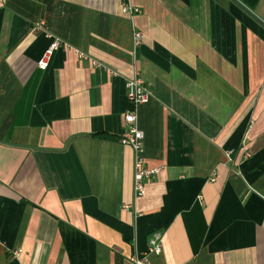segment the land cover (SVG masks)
Wrapping results in <instances>:
<instances>
[{"label":"crops","instance_id":"1","mask_svg":"<svg viewBox=\"0 0 264 264\" xmlns=\"http://www.w3.org/2000/svg\"><path fill=\"white\" fill-rule=\"evenodd\" d=\"M155 233L149 264H264V26L234 0H0V264H132Z\"/></svg>","mask_w":264,"mask_h":264},{"label":"built area","instance_id":"2","mask_svg":"<svg viewBox=\"0 0 264 264\" xmlns=\"http://www.w3.org/2000/svg\"><path fill=\"white\" fill-rule=\"evenodd\" d=\"M123 10L132 13L140 10L139 6H135L129 4L127 2L123 3ZM44 22L38 21L37 26H41ZM45 33L50 37V42L48 46L44 48V51L41 57L38 60V66L40 68H44L50 58L52 50L57 48V46L61 42V38L57 35L52 34L44 27ZM142 38L141 30L137 29L133 33V40L135 44ZM126 94L128 99L131 101L132 109H127L125 114L123 115L125 131L119 136V140L122 144H129L132 147L133 151V194L134 197L143 195L145 181L149 178L155 171L156 168H150L146 166L143 162V130L139 128L136 124V107L140 102H145L149 100V92L146 89L145 81L143 77L139 75H133L132 77H128L126 80ZM148 248L146 251L138 252L133 251L130 256V260L132 264H149V254L151 252L159 253L162 247V242L160 239V233H155L148 240ZM14 254H17V251H14Z\"/></svg>","mask_w":264,"mask_h":264},{"label":"water","instance_id":"3","mask_svg":"<svg viewBox=\"0 0 264 264\" xmlns=\"http://www.w3.org/2000/svg\"><path fill=\"white\" fill-rule=\"evenodd\" d=\"M236 1V3L241 6L244 10H246L248 12V14H251L253 18H255L258 22L260 21L262 23V25L264 26V21L263 19H261L259 16H257L256 14H254L249 7H247L245 4L243 5L241 1L239 0H234Z\"/></svg>","mask_w":264,"mask_h":264}]
</instances>
